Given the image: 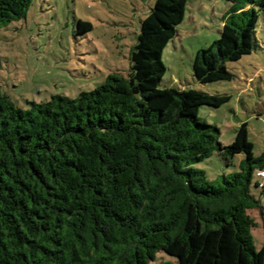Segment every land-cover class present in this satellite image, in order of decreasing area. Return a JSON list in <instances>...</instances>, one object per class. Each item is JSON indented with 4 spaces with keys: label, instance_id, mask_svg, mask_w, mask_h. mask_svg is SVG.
Masks as SVG:
<instances>
[{
    "label": "trees",
    "instance_id": "1",
    "mask_svg": "<svg viewBox=\"0 0 264 264\" xmlns=\"http://www.w3.org/2000/svg\"><path fill=\"white\" fill-rule=\"evenodd\" d=\"M224 1L219 39L192 62L200 84L233 80L226 64L258 47L264 0ZM31 3L0 0V27ZM187 3L155 0L127 77L112 73L90 92L27 110L0 90V264H264L248 214L261 211L251 187L264 154L254 156L247 124L224 146L199 110L229 96L159 88ZM91 29L78 21L79 34ZM214 151L227 164L243 154L238 171L210 181L193 166ZM160 251L175 261L156 263Z\"/></svg>",
    "mask_w": 264,
    "mask_h": 264
},
{
    "label": "rangeland",
    "instance_id": "2",
    "mask_svg": "<svg viewBox=\"0 0 264 264\" xmlns=\"http://www.w3.org/2000/svg\"><path fill=\"white\" fill-rule=\"evenodd\" d=\"M155 0H32L24 18L0 27V90L19 108L44 103L52 96L76 98L102 85L109 74L127 77L130 52L136 44L140 22ZM231 3L224 0H188L183 22L162 53L165 72L159 88L195 90L229 96L218 108L202 106L201 120L218 127L219 142L228 146L242 123L247 124L253 154H264V14L256 28L258 47L237 62L226 64L233 80L200 84L193 77L196 53L220 37ZM78 21L92 29L78 33ZM243 154L230 164L214 151L194 164L210 181L238 171ZM251 194L261 211L250 210L251 230L257 249L264 243V190L254 186ZM156 263L174 262L163 252Z\"/></svg>",
    "mask_w": 264,
    "mask_h": 264
},
{
    "label": "built area",
    "instance_id": "3",
    "mask_svg": "<svg viewBox=\"0 0 264 264\" xmlns=\"http://www.w3.org/2000/svg\"><path fill=\"white\" fill-rule=\"evenodd\" d=\"M256 179L257 182L259 183V186L262 187L264 184V170H257Z\"/></svg>",
    "mask_w": 264,
    "mask_h": 264
}]
</instances>
